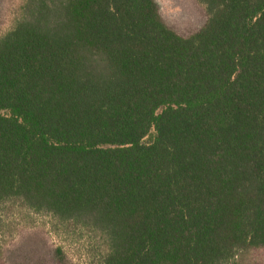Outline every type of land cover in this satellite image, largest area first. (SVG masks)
Masks as SVG:
<instances>
[{
    "label": "trees",
    "instance_id": "obj_1",
    "mask_svg": "<svg viewBox=\"0 0 264 264\" xmlns=\"http://www.w3.org/2000/svg\"><path fill=\"white\" fill-rule=\"evenodd\" d=\"M197 1L187 38L155 0H19L0 32V210L90 235L80 264L264 252V0Z\"/></svg>",
    "mask_w": 264,
    "mask_h": 264
},
{
    "label": "rangeland",
    "instance_id": "obj_2",
    "mask_svg": "<svg viewBox=\"0 0 264 264\" xmlns=\"http://www.w3.org/2000/svg\"><path fill=\"white\" fill-rule=\"evenodd\" d=\"M164 22L182 37H190L206 24L205 8L197 0H155ZM19 0H0V32L14 19ZM152 132L145 140L150 143ZM92 237L68 234L55 228L47 215L25 210H0V255L4 264H80L89 261ZM264 264V252L244 258Z\"/></svg>",
    "mask_w": 264,
    "mask_h": 264
}]
</instances>
